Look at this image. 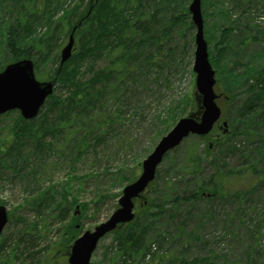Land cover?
I'll use <instances>...</instances> for the list:
<instances>
[{
	"label": "trees",
	"instance_id": "trees-1",
	"mask_svg": "<svg viewBox=\"0 0 264 264\" xmlns=\"http://www.w3.org/2000/svg\"><path fill=\"white\" fill-rule=\"evenodd\" d=\"M178 1L174 0V5L170 7V0H87L85 4L83 0H0V55L9 56L6 62H2L0 57V70L12 61L31 58L34 70L43 80H53L55 83L53 93L39 109L38 117L28 121L16 111L17 118L5 130L14 135L11 145L9 136L0 134V174L3 168H14L19 164V147L25 141L34 138L38 143H35V146L46 147L40 142L45 134L57 140V135L64 130L68 129L67 133L70 135L71 132L74 133L75 128H80L83 132V143L74 142L73 149L77 148L78 152H81L82 144L91 136L93 126L89 125L90 121H94L97 126L103 124V118H93V112L102 111L106 99L111 95L117 102H122L121 97L130 89L135 90L146 85L147 79L152 75V68L160 69L173 60L171 48L166 45L171 31H175L179 36L178 51L184 55L186 42L182 35L189 33L187 45H192L194 35L192 36L191 31L194 26L191 18L188 19L187 0H180V4ZM211 1L213 0H201V6L205 5L206 8V4H212ZM221 1L220 9L216 8L218 4L212 5L215 17L218 16L212 27L218 29V35L211 37L213 44L207 49L208 57L216 71V82L224 90V93L216 92L219 96L217 99L223 97L228 104L234 103L240 95L244 99L236 108L235 120H240V135L247 140L248 149L238 150L243 158L241 165L229 167L223 161H218L219 164L209 162L214 165L212 174L196 179L194 174L197 169L201 170L202 159L199 145L193 143L186 152L187 158L178 165V169L184 174L182 180L191 187V191L183 199L189 202L199 199L220 200L225 193L231 195L228 184H232L238 186L233 193L238 203H246L255 198L256 204L261 205V186L264 183V64L254 60L257 55L255 51V55L251 54L249 58L247 53L255 45H260L262 49L264 47V0ZM169 10L172 13L168 14ZM201 13L204 18L205 11L201 10ZM73 28L74 46L77 45V50L60 65L57 60L59 48L64 37L68 36ZM207 32L208 26L203 20V33L206 38ZM53 58H56L58 63L50 72L48 65ZM97 60H102L103 66L94 70ZM240 67L243 71H239ZM88 73L90 75L86 77ZM153 81L157 82V78ZM57 90H60V93H56ZM182 101L190 109L196 108L194 94L171 105L166 111V118L157 116L156 134L162 136L168 130L170 120L176 117L174 110L182 105ZM48 148L53 149V145ZM229 149L237 152L232 144ZM209 152V147L204 146V156H208ZM70 160L73 161L74 158L70 156ZM186 174L190 177H185ZM89 175L94 178V173L86 174L85 177ZM120 176L122 181L129 183L135 180L133 172L129 176ZM171 178L169 173L161 177L156 172L152 183L157 185L162 180L167 190L165 196L169 197L176 186ZM151 188H154V184ZM163 200L165 199L149 200L147 217L161 219L167 212ZM81 206L85 210L86 204L81 203ZM67 207L56 213L55 221H64V211L70 210ZM261 208H264V205ZM152 209H156V212H151ZM258 213L264 219V209L262 214L261 211ZM231 216L228 212L227 218L230 219ZM140 218L145 220L146 216L128 223L124 232L118 233L121 253L116 255L118 258L122 257V263L127 264L129 261L148 256L149 261L146 264H215L216 258L210 252L190 260L170 250L168 254L157 255L162 243L168 237L172 239V236L160 233L153 241L146 240ZM237 218L239 223V215ZM185 224L183 221L176 225V238L180 240V245L187 243L195 233L193 229L185 231ZM70 230L72 231L69 237L74 234L75 229L71 227ZM17 247L15 244L8 252L9 256L0 258V264H8L11 259L28 256L33 257L31 262L35 264L34 256L41 250L18 251ZM151 247H155L157 253L152 252ZM249 261L247 255L245 264H249Z\"/></svg>",
	"mask_w": 264,
	"mask_h": 264
},
{
	"label": "rangeland",
	"instance_id": "rangeland-1",
	"mask_svg": "<svg viewBox=\"0 0 264 264\" xmlns=\"http://www.w3.org/2000/svg\"><path fill=\"white\" fill-rule=\"evenodd\" d=\"M170 1V7H172L174 0ZM190 1L187 0V7ZM86 2L87 0H83V4ZM221 2V0H213L212 4H206V8L205 5L201 6V10L205 11L203 20L208 26L207 38L204 35L207 49L213 44L211 37L218 35V29L212 27L215 19L218 18L212 11V5L218 4L216 8L220 9ZM168 12V14L172 13L171 10ZM190 18L189 13L188 19ZM191 34L194 35V28ZM188 35L190 34L182 35L186 42V53L183 55L178 51L180 38L175 31H171L170 37L166 39V45L171 48L173 60L160 69L152 68V75L148 77L146 85L135 90L130 89L121 97L122 102H117L111 95L106 99L102 111L93 112V118L102 117L103 124L97 126L94 121H90L89 125L93 126L91 136L87 138L86 143L82 144L81 152H78L77 148L73 149L75 143H83L81 139L83 132L75 127H73L74 133L71 132L70 135L67 133L68 129L59 133L57 140L49 137L48 134L44 135L46 137L42 136L40 142L46 147L35 146V143H38L34 138L25 141L19 147L21 153L19 164L14 168H3L0 174V204L6 207L8 215L7 223L0 234V258L9 256L8 252L16 244L18 251L41 250L34 256L35 264H68L67 254L73 240L84 231L92 230L105 221L117 208L121 191L129 183L122 181L120 174L129 176L133 172L136 178L141 172L140 163L161 138L158 133H155L157 116L166 118V111L171 105L177 104L186 96L190 97L195 92V74L192 71L194 44L192 39V45H187ZM67 39L68 36L64 37L63 44L59 48L58 61L60 50ZM76 48L77 45L74 46V52ZM254 51L257 55L253 53ZM251 54L255 55L254 60L261 62V65L264 64V47L262 49L260 45L253 46V49L247 53V57L249 58ZM0 57L2 62H6L9 56L1 54ZM57 63L56 58L49 62L50 72L57 67ZM102 66V60H97L94 70ZM239 71H243L242 67ZM34 75L36 79L43 80L36 70ZM89 75L90 73L86 77ZM154 78H157V82L153 81ZM215 87L217 93H224L219 83L216 82ZM56 93H60V90ZM61 93L65 94V92ZM241 100H244L241 95L232 104L225 102L223 97L218 100L223 110V120H226L228 124L226 133L215 125L208 135H190L180 143L174 153L170 151L162 159L156 172L161 177L166 173L172 176L171 180L176 183V186L171 196H165L167 190L160 179L157 185L149 184L143 199L135 201L134 220L146 216L145 220L140 218L145 229L146 240L153 241L160 233L172 236V239L168 237L162 243L158 253L154 250L155 247H151V251L156 252L157 255L168 254L170 250L190 260L210 252L216 258L215 264H235L236 262L245 264V258L249 255V264H264V219L258 213L261 211L260 214H262L264 209L261 208L264 205V183L261 186L263 190L261 205L256 204L255 198L246 203H238L237 198L233 196L238 186L232 184H228L231 195L225 193L220 200L199 199L189 202L184 201L183 198L191 191V187L182 180L184 174L178 169L180 168L178 165L187 158L186 152L193 143L199 145L198 150L202 159L201 170L194 169L196 179L212 174L214 165L210 163L213 161L216 164L220 163L218 161H223L229 167L242 164L243 158L240 157L238 150L248 149V143L240 135V120L238 122L235 120L236 108ZM181 104L174 110V117H176L170 120L171 125L167 131L179 118L195 110L184 105V101ZM17 114L15 110H12L8 114L0 115V134L9 136L10 145L14 135L8 134L5 130L17 118ZM50 144L53 145V149L48 148L52 146ZM231 144L235 146L237 152L229 149ZM204 146L209 147L208 156L203 154ZM70 156L74 158L73 161L70 160ZM173 164L177 165L173 166ZM90 173H94V178L91 175L85 177ZM185 177L190 175L186 174ZM153 184L154 188H151ZM175 197L177 199H174ZM44 198L46 199L43 201ZM160 198L165 199L163 201L167 212L161 219L147 217L149 200L159 201ZM81 203L86 204L85 210L82 209ZM66 206L70 210L64 211V221H55L56 213ZM152 211L155 213L156 209ZM228 212L232 215L231 218H234L228 219ZM237 215L240 218L239 223H237ZM182 220L186 223L184 230L193 229L195 233L188 242L186 241L187 243L180 245V240L176 238V225L183 222ZM71 227L75 231L69 237ZM126 227L127 225L120 226L99 240L91 255L90 264H125L121 262L122 257L118 258L116 253H121L118 233L124 232ZM32 258V256L18 257L11 259L8 264H33ZM148 261L149 257L145 256L143 259L137 258L127 264H146Z\"/></svg>",
	"mask_w": 264,
	"mask_h": 264
},
{
	"label": "water",
	"instance_id": "water-1",
	"mask_svg": "<svg viewBox=\"0 0 264 264\" xmlns=\"http://www.w3.org/2000/svg\"><path fill=\"white\" fill-rule=\"evenodd\" d=\"M191 21L195 28L192 71L195 74V98L198 109L179 118L176 123L158 140L152 151L142 160L138 177L126 184L118 198V207L103 222L92 230L84 231L75 238L67 254L68 264H89L92 252L98 241L108 232L131 222L135 198L143 199L149 184L164 155L175 149L190 134L204 136L209 133L221 115L215 99V71L208 58L207 42L203 33L201 0H191L188 5ZM74 28L68 35L66 44L60 50V65L67 61L74 50ZM24 84L35 87H24ZM54 81H40L35 78L31 58L10 62L0 71V114L19 110L24 119H32L38 114L45 99L53 92ZM224 132L226 121L222 122ZM6 207L0 204V233L7 223Z\"/></svg>",
	"mask_w": 264,
	"mask_h": 264
},
{
	"label": "flooded vegetation",
	"instance_id": "flooded-vegetation-1",
	"mask_svg": "<svg viewBox=\"0 0 264 264\" xmlns=\"http://www.w3.org/2000/svg\"><path fill=\"white\" fill-rule=\"evenodd\" d=\"M216 127H218L219 130L222 129L218 123H216ZM137 199H138V198H135V201H136Z\"/></svg>",
	"mask_w": 264,
	"mask_h": 264
},
{
	"label": "snow or ice",
	"instance_id": "snow-or-ice-1",
	"mask_svg": "<svg viewBox=\"0 0 264 264\" xmlns=\"http://www.w3.org/2000/svg\"><path fill=\"white\" fill-rule=\"evenodd\" d=\"M23 86H24V87H35V86H33V85H29V84H24Z\"/></svg>",
	"mask_w": 264,
	"mask_h": 264
}]
</instances>
